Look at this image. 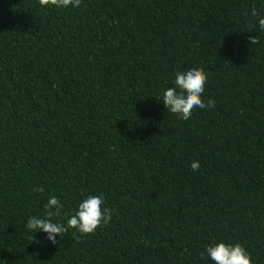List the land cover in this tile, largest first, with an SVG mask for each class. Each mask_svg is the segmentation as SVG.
I'll use <instances>...</instances> for the list:
<instances>
[{"label": "trees", "instance_id": "16d2710c", "mask_svg": "<svg viewBox=\"0 0 264 264\" xmlns=\"http://www.w3.org/2000/svg\"><path fill=\"white\" fill-rule=\"evenodd\" d=\"M252 7L264 15V0H0V264H215L206 246L221 241L264 264ZM192 67L215 107L182 120L161 99ZM89 195L115 212L79 242L26 228L52 196L66 224Z\"/></svg>", "mask_w": 264, "mask_h": 264}, {"label": "clouds", "instance_id": "9594fccd", "mask_svg": "<svg viewBox=\"0 0 264 264\" xmlns=\"http://www.w3.org/2000/svg\"><path fill=\"white\" fill-rule=\"evenodd\" d=\"M82 0H38L41 8L55 7L78 8ZM245 17L255 18V23H250L248 32L255 31L258 24L259 30L264 31V15H261L255 7L245 9ZM248 40L251 45L259 43L258 36L250 35ZM207 74L199 67H192L185 71L175 73L174 87L163 91L162 99L165 109L182 120H189L193 111L199 109H212L215 101L209 98L206 102L202 98L207 83ZM193 172L200 168L199 161H193L190 165ZM34 192H43V186L34 187ZM46 218L30 216L26 228L33 231L42 230L47 234V239L56 243V237L66 234L69 229H75L72 233L79 242L82 237L93 234L98 227L110 223L115 209L105 206L102 195H89L78 205V210L67 219L66 224L53 222V218L61 217L63 205L56 196L48 199L44 205ZM67 215V213H64ZM207 255L215 264H253L250 254L239 243L226 244L221 241L206 246ZM204 253H201L203 256Z\"/></svg>", "mask_w": 264, "mask_h": 264}]
</instances>
